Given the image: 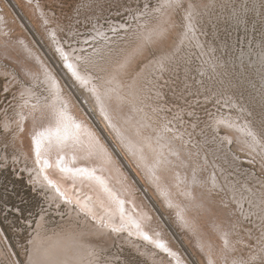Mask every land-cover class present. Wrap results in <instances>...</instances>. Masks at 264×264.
<instances>
[{
    "label": "rangeland",
    "instance_id": "1",
    "mask_svg": "<svg viewBox=\"0 0 264 264\" xmlns=\"http://www.w3.org/2000/svg\"><path fill=\"white\" fill-rule=\"evenodd\" d=\"M10 1L0 0L7 21L0 38V264H264V0H170L175 5L166 6L165 21L159 13L164 0ZM154 25L158 29L145 39L150 42L119 75L120 104L139 125L133 136L140 156L159 161L166 202L145 167L122 158L115 145L121 142L89 107L82 85L72 102L126 164V171L117 168L125 178L112 179L116 189L125 184L123 196L130 192L127 204H138L133 214H151L143 222L149 238L144 230L140 237L124 226L116 232L91 226L77 205L38 179L21 144L20 109L29 103L20 91L27 84L37 102L49 99L40 62L55 69L50 71L63 87L64 80L71 82L56 44L101 82ZM19 41L41 58L39 66ZM102 172L104 184L92 174L72 176L73 190L85 188L90 203L99 192L110 206L115 191ZM172 200L181 205L183 220Z\"/></svg>",
    "mask_w": 264,
    "mask_h": 264
},
{
    "label": "bare ground",
    "instance_id": "2",
    "mask_svg": "<svg viewBox=\"0 0 264 264\" xmlns=\"http://www.w3.org/2000/svg\"><path fill=\"white\" fill-rule=\"evenodd\" d=\"M178 1L179 0H175L174 3L175 2L177 3ZM169 2H170V0H164L163 3L165 4V6L163 5L164 6L163 9L159 8L160 9L159 13L160 14L162 13V15H163V17L161 19L164 21L167 19V15H168V13H166V11H168L166 6L168 4L169 5L171 4V6L175 5V4H172V1H171V3H169ZM37 9L40 10L39 7H37ZM10 11L13 13L12 10H10ZM4 13L0 12V38H2V36L5 35L4 31L6 29V23H7ZM157 14H158V12H157ZM15 15H18L17 12H15ZM159 18H160V16H159ZM16 19L18 20V18H16ZM161 19H159V20H161ZM170 20H171V18H170ZM19 22L21 24L20 26L23 29L27 28V25H28L27 22L21 20V18H20ZM167 23H169V21ZM29 29H30V27H29ZM156 29H158V25L152 26L151 30L146 32V35L142 36L140 42H137L138 43L137 45L130 48L128 54H126L127 56L124 55L120 62L115 63L113 65V69L111 70L110 74H106L104 76V79L101 82L95 81L94 76L90 75V73H89L90 71L89 72L87 71L88 73H85L84 71H82L81 70L82 68L80 69V67H79L80 66L79 62L77 60H75V58L72 56V54L70 52H66L61 47V45L56 44L54 47L59 46V49L57 50V53L60 54L59 58H62V62L65 63L66 69L63 72L67 71V72H65V74L70 79V81H71L70 83L72 84L71 86L74 87V89H72L69 86V84H70L69 81L67 79L66 80L63 79L64 83H65L64 87L67 88L68 94L69 95L71 94V98L69 97V95L68 96L64 95V91H63V90H65L64 87L62 86V84H60L58 82L56 77L53 76V72L50 71L53 67L50 70L46 69V67L40 62L41 58L39 59V57L32 50H30L31 49L30 47H29L30 49L27 48L25 46L24 42L22 43L19 41V43L21 45L23 44V47L28 50L26 52L29 54V56L36 61L35 62L36 64L35 63H33V64L37 65V63L39 64V62H40L41 66L43 67V71H42L43 73L41 72V70H39L41 72V74L40 73L39 74H40V76L43 75V79H44L43 81L46 84V87L47 88L49 87V89H50V91L48 93H50V94L52 93L50 95L49 99L39 103V102H37V99L33 97L34 91H32L30 89V87L27 86V84H26V87H28V88H22L20 91L21 93L24 94V96L26 95V97H27L26 103L27 104L29 103V105L26 107V109L25 108L20 109V111H22L21 112V118H22L21 123L23 124L22 125L23 133H22V137H21V140L23 142L21 144H23L22 146H23L25 153L28 154L27 156H29L30 160H32V162L34 163L36 171L38 172V174H36L39 177L38 179H41L48 187L49 186H51V187L55 186L56 193H54L53 195L58 193L60 197H63V199H65L64 200L65 202L68 201L69 203H71L70 205H73V204L77 205L80 208V211L82 212V214H84L86 217H88L89 220L90 219L92 220L91 222H93V223L89 222V220H88V222L90 223L91 226H93L95 228L97 227L100 229H109V230H112L115 232L121 230V227L124 226L126 231L131 232L132 230H134L137 232V235H139L140 237H141V235L138 233V231L144 230L143 232L145 233V235L147 234V236H149V238L151 237L150 233L148 232V230H145L144 226H143V225H145V224H143V222H144V219L147 217L148 212L145 213V211H144V213H145L144 214V213H142L143 210H141V211H137V212H135V214H133L131 209L132 208L135 209V207L138 204L135 206V204H133L132 201L129 202L130 205L127 204L125 201H130V199L127 198V194L130 195V192L126 193V195L123 196L121 194V190L124 189L125 184L122 185V188L116 189L117 183H115V181H113V179H112L113 174H114L113 176H117L120 178V175H121L123 178H125V175L122 174L121 171H118L119 169H117V168H118V164H119L121 166V168L126 171V168H125L126 164L123 162V160H120L119 158L116 157V156H118V154L117 155L115 154L114 149L110 145L105 144L104 142H101L100 139H98V136L95 135L91 126L87 122H85V119L82 116H80L76 112L75 107L72 108V106L74 103L73 97L75 98V93L73 90H75L76 93H77V91L79 92L80 89L78 90L77 87L78 86L81 87V85H82V90L87 92V93H85V95H86L85 98L88 99L89 107L92 108L93 112H95V113L99 112V114H101L104 117L106 123L109 125V127L112 129V131L116 133L118 140L121 142V147L123 149H121V147L119 145H117L116 143H115V145L117 147V150L121 154L122 158L125 160V162H127L130 165L131 161H129L127 156H131L132 159L134 161H136V163H139V164H141L142 167H145L146 176L149 177V178L147 177L148 180L151 181V183L156 187L157 191L159 192V194L162 196V198L166 202L167 199L164 198L165 197L164 187L160 181V179H162L163 176L161 175V170L159 169V164H158L159 161L157 159V161L155 163V162H153V159H149V161L146 162L143 158L144 156L143 157L140 156L141 155L140 149L142 148V146L139 145L138 142H136L135 136H133L134 130H137L139 125L136 122H133L132 116L130 114L129 115L126 114L122 105L120 104L122 99H124V93H123L124 88H123V84L119 78V75H121L125 71V69L128 68V66L131 64L130 59H132L134 57L133 55H135L136 50L141 48L145 42L147 43L149 41V40H145V39L146 38L150 39V37H151L150 35H153L156 32ZM30 31H31V29H30ZM164 34H165V32H164ZM6 35L8 36V34H6ZM38 43L41 45V43L39 41H38ZM18 47H20V45H18ZM38 47H39L40 51H42L41 47L40 46H38ZM141 51H144V50H141ZM40 53H42V52H40ZM24 54H26V53H24ZM137 54H140V53L137 52ZM98 55H99V52H98ZM29 56H26V57L28 58ZM22 57H25V56L22 55ZM99 58H102V56ZM84 60H86V59H84ZM91 63H90V65H91ZM110 64H111V62H109V60H108L107 65L105 64V67H107V66L109 67ZM68 65H71V68H69ZM102 65H104V64H102ZM37 66H39V65H37ZM94 69H93V71H94ZM36 71L38 73V69L34 70L31 67H28V72L35 73ZM104 72H105V69H104ZM11 77H12V75H11ZM39 77H37V79ZM41 78L42 77H40V79ZM37 79H35V80L38 81L39 79L38 80ZM15 81H17V80H15ZM43 81H41V82H43ZM34 85H35V83H34ZM43 86H44V84H43ZM38 87H40V86H38ZM31 88H33V90L36 89V88L34 89V87H31ZM44 90H45V88H44ZM44 90H42V91H44ZM41 93H45V92H41ZM65 93H66V91H65ZM38 94H39V92H38ZM132 94L135 95V93L131 91V95ZM45 95H47V94H45ZM136 96H139V95L137 94ZM143 97H145V96H143ZM19 101H20V99H19ZM22 101H24V99L23 100L21 99V102ZM21 102H19L20 105H18V106H21ZM79 105L81 106L80 103H79ZM87 106H88V104H87ZM118 108H120L122 110H118ZM83 113H84V116H86L88 119H90V116H89L88 112H86L84 107H83ZM99 121L101 122V124H103L100 119H99ZM226 124H230V126H232L234 128H236L235 126L237 125L234 123H226ZM132 127L135 129H133ZM237 127H239V125H237ZM18 130H20V129H18ZM140 131H141V129H140ZM163 142H166V141H163ZM160 143H162V142H160ZM170 145H168V146H170ZM175 150H176V148H175ZM125 151L127 152V154ZM115 163H116V166H115ZM102 170H106L108 172L109 177H110V179L109 178L108 179L111 182L110 185L112 186L113 190L115 191V193L113 195L114 202L112 203V201H110L111 202L110 206L108 205V202L103 198V196L99 192L94 196L93 200H91V202L93 201L94 203H90L89 202L90 200H88V202H87L88 198H85L86 197L85 196L86 190H83L85 188L81 189L82 191H84L82 193H77L76 190L75 191L73 190L74 188H73L72 179H71L72 176H80L82 174H85V176H86V174H92L93 176H95V178L97 180H99L100 183L104 184V182H106V180L104 181L103 179L106 177H104L102 179V175L100 173V172H102ZM102 174H103V172H102ZM87 176H89V175H87ZM66 180H68L69 183ZM131 180L134 181L133 179H131ZM82 182L85 183V181H82ZM70 183L72 184V186L69 185ZM86 184L94 186L89 181ZM91 186H90V188H91ZM112 188H109L110 191H112ZM52 189H53V187H52ZM125 189L128 190L127 187ZM79 190H80V187H79ZM89 191H87V192H89ZM78 192H80V191H78ZM91 194H93V193H91ZM97 195H99V198ZM142 195H144V193H142ZM59 201H61V198ZM147 201H148V199H147ZM167 203L169 204L170 207L173 206L172 208H174L175 210H177L181 214L182 217L181 216L180 217L182 219L183 213L179 209V208H181V205L178 204V202H176V201H173L172 206H171V202L170 203L167 202ZM139 206H140V204H139ZM80 211H79V213H80ZM149 215H151V214H149ZM149 217H151V216H149ZM113 221H116V222H113ZM136 221H140V223L138 225H135L136 227L134 228V227H132L133 226L132 222L134 223ZM80 223H81V221H80ZM99 224H101V225H99ZM129 227L132 229H130ZM134 231H132V232H134ZM155 239H157V238H155ZM162 242L163 241L159 240V244H163ZM56 254L57 253H55V255ZM51 257H54V254L51 255ZM55 257H57V256H55Z\"/></svg>",
    "mask_w": 264,
    "mask_h": 264
},
{
    "label": "snow or ice",
    "instance_id": "3",
    "mask_svg": "<svg viewBox=\"0 0 264 264\" xmlns=\"http://www.w3.org/2000/svg\"><path fill=\"white\" fill-rule=\"evenodd\" d=\"M69 68H71V65H68ZM249 135H251V133H249ZM147 239V237H145Z\"/></svg>",
    "mask_w": 264,
    "mask_h": 264
},
{
    "label": "built area",
    "instance_id": "4",
    "mask_svg": "<svg viewBox=\"0 0 264 264\" xmlns=\"http://www.w3.org/2000/svg\"><path fill=\"white\" fill-rule=\"evenodd\" d=\"M9 2H10V4H12L10 0H9ZM12 5H13V4H12ZM13 7H14V9H16V7H15V6H13Z\"/></svg>",
    "mask_w": 264,
    "mask_h": 264
}]
</instances>
